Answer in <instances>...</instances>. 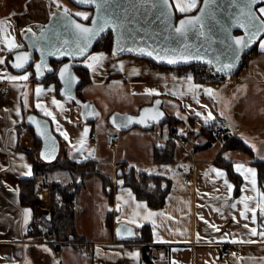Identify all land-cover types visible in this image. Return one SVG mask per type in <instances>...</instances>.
<instances>
[{
	"label": "crops",
	"instance_id": "obj_1",
	"mask_svg": "<svg viewBox=\"0 0 264 264\" xmlns=\"http://www.w3.org/2000/svg\"><path fill=\"white\" fill-rule=\"evenodd\" d=\"M52 2L66 5L65 0ZM66 8L82 21L85 19L75 13H84L88 18L91 15L90 10H76L70 4ZM260 8H264V3L257 8L264 20ZM49 16L47 0H0V21L5 22L4 32L0 33V60L3 61L0 63V264H141L140 246L143 245L149 249L147 252L153 264H264V237L250 234L251 228L264 231V217L257 209L255 223L251 220V212L246 213L247 219L242 218L240 213L244 211V205L239 203L242 197H253L247 203L254 207L260 199L258 193H264L258 183L257 171L250 164L251 157L247 153L240 149H225L231 139H213L208 132L211 124L236 128L238 135L232 139L249 148L253 159L264 161V48L261 47L264 35L256 41L255 51L244 60L235 76L203 83L153 67L145 60L105 55L88 70L89 82L78 89L79 93L85 96V89L94 84L108 91L107 85L112 84L123 101L116 110L130 113H137L142 105L160 97L167 116L180 121L174 132L186 141L184 147L174 140L167 124L166 136L157 132V140L153 138V132L130 129L124 136H119L122 154L117 153L109 164L100 159L101 143L96 145L97 138L90 126L82 124L80 108L73 101L59 97L60 85L57 89L55 82L44 84L36 80L30 68L16 72L9 66L10 55L24 49L22 33L42 28ZM5 36L17 47L9 48ZM20 76H27V80L10 79ZM37 89L41 90L39 95ZM205 89H210L211 94ZM53 100L59 106L53 104ZM38 104L52 116L45 115ZM24 110L50 121L60 142L58 156L72 161L95 160L97 172L111 179L114 190L108 201L102 192L100 178L96 176L100 181V192L94 198L90 187L96 178L86 182L76 216L80 240L75 245H64L58 251L52 246L58 252L54 261L45 251L49 244L36 242L38 234L31 233L38 224L44 238L51 239L50 234L46 235L50 230L46 216L51 214L48 190L40 187L35 190L36 206L40 203L38 191L48 197V209L37 223L36 206L31 209L19 203V180L32 176L27 152H32L35 147L30 132L18 133L16 128L23 122ZM198 119L200 123L196 125ZM201 122L205 124L201 125ZM62 132L67 134V139ZM105 135L109 139L110 136L117 138L108 130ZM132 137L140 139L135 142V149H131ZM111 142L115 143V139ZM168 143L173 144L174 163H155L154 151ZM130 149L132 154H127ZM220 154L240 177L237 194L227 172L213 163ZM122 163L126 165L120 168ZM236 165L244 168L238 171ZM102 166H108L110 170L105 172ZM130 168L136 173L159 175L169 180L170 189L161 208L149 207L123 187V173ZM245 169H252L254 177ZM228 185L232 186L231 191ZM233 204L236 206L232 207ZM108 214L109 223L106 222ZM121 223L133 228V239L117 240L115 228ZM146 226L150 238L148 235L146 240H140L141 229ZM231 244L240 255L222 257V250ZM61 252L63 257L59 255Z\"/></svg>",
	"mask_w": 264,
	"mask_h": 264
},
{
	"label": "water",
	"instance_id": "obj_2",
	"mask_svg": "<svg viewBox=\"0 0 264 264\" xmlns=\"http://www.w3.org/2000/svg\"><path fill=\"white\" fill-rule=\"evenodd\" d=\"M69 1L78 8L91 11L89 22L82 21L69 12L65 17L63 8L48 1L50 6L48 21L36 31L27 30L22 33L24 49L10 55L9 66L16 72L30 68L35 79L41 81L54 71L51 62H55L58 65L55 75L60 85L58 95L79 106L83 123L96 121L100 117V112L91 101L82 100L77 96V89L82 85L83 79L76 72V68L89 70L99 63L92 61L90 57L101 53L103 56L106 55L102 51L93 52V48L108 33L112 36L111 55L114 57H134L169 69L201 64L225 79L238 73L245 55L264 35V32H261L246 47L235 44L236 38L245 37V28L239 22L244 18L239 17V13L241 9L247 11V0H207V3L201 0L194 14L179 18L171 0L167 15L161 14L163 6L155 0H94L92 3H88L87 0ZM263 3L264 0H255V3L251 4L253 14L262 22L264 20L259 16L257 8ZM201 9L204 11L201 12ZM196 16L201 17V23L186 35L180 36L174 32V28L179 26L181 20ZM97 18L108 19L112 24L95 36L82 54H78L77 31L74 24L91 28L93 20ZM201 31L203 35L200 34ZM185 47L188 49L187 52H183ZM149 51L153 53L152 56L146 54ZM182 52L183 55L191 53V56L183 59ZM197 52L199 58H196ZM23 54L28 56V60L22 68H16L14 66L18 63L16 57ZM157 56L164 58L158 59ZM170 58L175 59L176 62L168 63ZM90 64L93 66L89 67ZM226 64L230 67L224 68ZM37 65L41 66L39 70ZM65 65L68 66V73L62 78L60 72ZM162 103V98L157 97L151 103L142 105L137 113L126 110L113 111L108 115L107 123L119 132L133 128L150 130L168 119ZM26 123L40 142L39 159L46 164L55 162L59 155L60 142L53 133L50 121L30 113L26 116ZM46 219L50 221V213L47 214ZM115 235L119 241H129L135 236L133 228L122 223L116 226Z\"/></svg>",
	"mask_w": 264,
	"mask_h": 264
},
{
	"label": "trees",
	"instance_id": "obj_3",
	"mask_svg": "<svg viewBox=\"0 0 264 264\" xmlns=\"http://www.w3.org/2000/svg\"><path fill=\"white\" fill-rule=\"evenodd\" d=\"M48 1L51 4H54L52 0H47V2ZM195 10L193 12H195ZM175 11L177 18L187 14L178 12L176 9ZM238 33L239 32H236V34ZM111 45L112 36L111 33H108L94 46L93 52L102 51L105 54L111 55ZM255 49L256 44H254L253 48L245 55L244 59H246L249 54L253 53ZM147 62L153 67L170 70L177 76L191 77L195 82L203 83L211 80L224 79L219 77L209 67L201 64H193L186 67L169 69L164 66H157L149 61ZM51 64L54 67V71L46 75L41 82L44 84L55 82L58 89L59 83L55 75L58 65L55 62H51ZM76 72L83 79L81 86L86 85L89 82L88 70L76 68ZM78 89L77 96L84 100ZM27 113L28 112L24 110L23 122L16 128L18 133H21L22 131H29L33 138L35 147L32 152H27L29 161L32 165V176L30 178H23L19 180L20 206L34 209L38 202V198L35 194L36 188L40 187L42 189H47L51 203V219L47 222V226L50 230L47 231L46 235L49 236L52 231L54 233V238L57 240H72L77 242L80 240V237L78 236L76 229V216L80 210V195L86 190V182L98 176L101 181L102 192L109 201L114 191L112 189V181L108 176L97 172L96 161L93 159L85 161H72L67 157L61 158L58 156L57 160L51 164L43 163L38 156L40 142L35 138L33 130L26 123ZM179 123L180 121L175 117L168 116V119L162 124H167L170 130L169 132L171 133L176 131V126ZM211 125L212 128L208 130L210 136L216 124ZM206 145H208V143ZM225 149H240L251 157L250 164L256 169L259 186L264 191V161H257L253 159L252 151L244 146L243 143L238 142L235 139L229 140L225 145ZM174 161L172 143H168L167 146L154 151L155 163L166 164L174 163ZM213 163L227 172L228 177L234 183L235 193L237 194L241 185V180L240 177L234 173L230 162L226 161L225 157L220 154L216 157ZM124 165L126 164L122 163L120 168H123ZM123 177V187L129 189L135 195L136 199L144 201L153 209H159L163 206L165 197L170 189V182L168 179L159 175H149L143 172L136 173L131 168L130 171L123 173ZM106 222H110V214H108ZM141 232L142 235L139 237L140 240H146L148 235V239L150 238V231L147 226L143 227ZM147 250H149L147 246H140L141 264H153Z\"/></svg>",
	"mask_w": 264,
	"mask_h": 264
},
{
	"label": "snow or ice",
	"instance_id": "obj_4",
	"mask_svg": "<svg viewBox=\"0 0 264 264\" xmlns=\"http://www.w3.org/2000/svg\"><path fill=\"white\" fill-rule=\"evenodd\" d=\"M80 2H85V0H80ZM87 2L92 3V2H94V0H87ZM155 2L158 3L159 5L163 6L161 14L167 15L168 14L169 0H155ZM205 3H207V0H205ZM252 3H255V0H247V4H246L247 11H245L244 9L240 10L239 17H243L244 19L240 20L239 22H240L241 26L245 28V37H239V38L235 39V44L237 46H245L246 47L253 40H255L256 37L261 32H264V22L258 21L257 17L253 14V12L251 10V4ZM57 6L59 7V4ZM176 7H177V10L180 12H189L193 8L196 7V0H190V2L187 4L181 3L180 0H177ZM200 11L203 12L204 9H201ZM259 11H260L261 15H264V8H260ZM68 12H69V10L67 8H65L64 9V16L65 17L68 16ZM75 15L80 16L85 20L88 19V16L84 13H81V12H77V13H75ZM239 17H238V20H239ZM200 23H201V17L200 16L183 19L179 22V26L174 28V32L180 36H184V35H186V33L188 31L194 29L195 26L197 24H200ZM4 24H5L4 21H0V33L4 32ZM111 24H112V22L109 21L108 19H105V18L94 19L93 20V27H91V28L82 26L80 24H74V27L77 31V45H76V47L78 50V54H82L85 51V49L87 48L90 41L95 36H97L100 32H103L104 29L106 27L110 26ZM200 34L203 35V32L201 31ZM4 40L7 42L9 48L17 47V45L14 43V41L9 39L7 36L4 37ZM261 47L264 48V41L261 42ZM120 50H123V49H120ZM128 50L132 51V49H128ZM140 51L144 52L143 49H140ZM187 51H188V49H187V47H185L183 52H187ZM183 52L181 53V56L183 59H188L191 56V53H189V55H183ZM113 54L115 55L116 52L114 51ZM146 54L149 56L153 55V53L151 51L147 52ZM156 58L163 59L164 57L157 56ZM196 58H199L198 52H197ZM16 59H17L18 63H16L14 66L16 68H22L24 66V64L27 62L28 56L26 54H23V55L17 56ZM90 59L94 62H98V61L104 59V56L101 53L97 56L90 57ZM175 62H176L175 59H171V58L168 59V63H175ZM0 63H3V61L0 60ZM92 66H93L92 64L89 65V67H92ZM40 67H41L40 65H37L38 70L40 69ZM223 67L228 68V67H230V65L226 64ZM66 73H68V66L67 65H65L64 68L61 69V72H60L61 77L63 78ZM10 79H12V80H17V79L27 80V76L10 77ZM36 91H37V94L39 95L41 90L37 89ZM205 91L208 94H211L210 89H205ZM52 103L58 105V102L56 100H53ZM37 107L42 108V106L39 104L37 105ZM42 111H44L45 115L52 116V113L49 112L47 109L42 108ZM145 111H147V110H145ZM197 115H199V113H197ZM53 120H55V117H53ZM85 131H87V129ZM61 134L64 135L65 139L68 138L66 133L62 132ZM81 143H82V141H81ZM42 155H43V153H42ZM236 168L238 171H240L241 169L244 168V166L243 165H236ZM245 171L254 177L255 173L252 169H245ZM217 174L222 175V173H217ZM225 183L227 184L226 181H225ZM251 183L253 184V190L255 191V180L253 179L251 181ZM228 188H229V191H231L232 186L228 185ZM258 196L260 197V199L257 201V203L254 207H251L249 205V203H247V201L253 200L254 199L253 197H249V196L242 197L241 200L239 201V203H242L244 205V211H242L240 213V216L242 218L247 219L246 213L251 212V214H252L251 220L253 223L256 222L257 209H259V215L261 217H264V193H258ZM235 206H236L235 204L232 205V207H235ZM25 211L27 213V210H25ZM149 215H153V214L149 213ZM209 227H214V225H209ZM245 227H247V225H245ZM250 234L253 236L259 235L261 237H264V231L257 232L256 228H251ZM249 242H251V241H249Z\"/></svg>",
	"mask_w": 264,
	"mask_h": 264
},
{
	"label": "rangeland",
	"instance_id": "obj_5",
	"mask_svg": "<svg viewBox=\"0 0 264 264\" xmlns=\"http://www.w3.org/2000/svg\"><path fill=\"white\" fill-rule=\"evenodd\" d=\"M171 1H172L174 8L177 10V7H176L177 0H171ZM19 2H21V0H19ZM180 2L187 4L190 2V0H180ZM199 3H200V0H196V7L193 8L192 10H195L196 8H198ZM65 4L66 5L62 4V6L59 5V7H63L65 9L66 6H68L69 4L72 6V4L68 0H65ZM55 5H58V4H55ZM74 8H77L76 10H85V9L78 8L76 6H74ZM178 12H180V11H178ZM182 13H187V12H182ZM106 55H110V54H106ZM113 58H115V57H113ZM104 64H106V62ZM243 64H244V62H243ZM108 86L110 88L108 91L105 90L103 87L101 88L100 85L94 84L92 86H88V88H86L85 92H84V94L87 98L83 95H81V96L84 98V100L91 101L100 112V117L96 121L82 123V124L90 126V128H91L90 130L96 136V137L95 136L94 137L97 138V140L95 141V144L97 145V144L101 143V146L99 147L100 159L102 161L108 162L110 164V162H112L115 159L114 157H116V154L121 153L119 150V138H121V137H119V136H124V134H127V133L119 132V131L113 129L107 123V118H106V117H108L107 114L108 113L110 114V112H112V111H116V108H120V106L123 105V103H122L123 101L121 100V97H120L117 89L112 87L113 86L112 84L107 85V87ZM126 103H127V101H126ZM73 104L75 106L79 107L74 102H73ZM129 108L132 109V106H129ZM136 109H137V106H136ZM198 123H200L199 119L197 120L196 125ZM203 124H205V123L201 122V125H203ZM106 130H108L111 133H113L114 135H116L117 138L110 136V139H109L108 136L105 135ZM131 130H137V129L133 128ZM183 131L184 130L181 129V133H183ZM132 132H139V131H132ZM147 132H153L152 133V134H154L153 138H155V140H157L158 139L157 132L160 133L162 136H166V134H167L166 125L165 124L157 125L154 128L148 130ZM138 134H140V133H138ZM147 134H151V133H147ZM131 136H133V135H131ZM112 138L115 139V143H114V147L110 148V145L113 143V142H111ZM136 141H140V139L138 137H132V139L130 140L131 149H135V147H136L135 142ZM131 149L126 151V153L132 154ZM143 156H144V154H143ZM102 167L104 168L105 172H108L110 170L108 168V166H102ZM95 178H96L95 181L92 183V185L90 187L91 195L94 198L100 192L99 178L98 177H95ZM38 195H42V192L38 191ZM46 240L49 241L48 238H46ZM45 251L48 254V257L50 259H52L53 261L56 259L58 252L56 253L54 248H52V246L47 245V248ZM59 255H61V257H63L64 253L61 252V253H59Z\"/></svg>",
	"mask_w": 264,
	"mask_h": 264
},
{
	"label": "built area",
	"instance_id": "obj_6",
	"mask_svg": "<svg viewBox=\"0 0 264 264\" xmlns=\"http://www.w3.org/2000/svg\"><path fill=\"white\" fill-rule=\"evenodd\" d=\"M238 135V131L236 130V128H230V127H223L220 125H216L212 132H211V137L213 139H221V140H229L232 138H235ZM172 138H174V140H176L181 146H186V141L182 138V136H180L179 134H177L176 132L172 133ZM91 139H94V136L91 137ZM114 143V142H113ZM114 147V144L111 145V148ZM41 195H39V199H40ZM45 210H41L38 205L35 208V223H37L40 218L42 217V215L44 214ZM35 229L34 231H31V233H37L38 239H36V242L39 243H47L51 246H53L57 251L59 250V248H61L64 245L67 244H77L76 241H72V240H67V241H58L54 238V233L51 231L50 232V237L51 239H49V241H47L43 234L42 231L40 230V228H38V224H35ZM84 245H88V243H84ZM222 257H228L230 255H233L235 257H238L240 255V253L237 251L236 246H234L233 244L231 245H227L225 246V248L222 250L221 252ZM58 259H60V256L57 257Z\"/></svg>",
	"mask_w": 264,
	"mask_h": 264
},
{
	"label": "bare ground",
	"instance_id": "obj_7",
	"mask_svg": "<svg viewBox=\"0 0 264 264\" xmlns=\"http://www.w3.org/2000/svg\"><path fill=\"white\" fill-rule=\"evenodd\" d=\"M38 207L43 211L48 209V197L45 193H42Z\"/></svg>",
	"mask_w": 264,
	"mask_h": 264
},
{
	"label": "flooded vegetation",
	"instance_id": "obj_8",
	"mask_svg": "<svg viewBox=\"0 0 264 264\" xmlns=\"http://www.w3.org/2000/svg\"><path fill=\"white\" fill-rule=\"evenodd\" d=\"M69 1V0H68ZM70 2V1H69ZM200 3H201V0H200ZM200 3H199V5H200ZM52 5H55V3L54 4H52ZM57 6V5H56ZM72 6H74L73 4H72ZM199 7V6H198ZM60 8H63V7H60ZM64 9V8H63ZM198 9V8H197ZM197 9L195 10V12L197 11ZM194 10H191V11H189V12H187V14L186 15H188V14H194L195 12H193ZM91 12V11H90ZM90 17H91V15H90ZM90 17L87 19V20H85V22H89V20H90ZM245 60V59H244Z\"/></svg>",
	"mask_w": 264,
	"mask_h": 264
}]
</instances>
